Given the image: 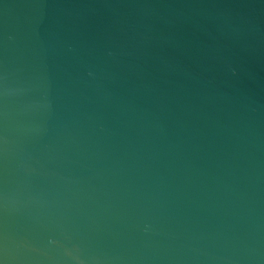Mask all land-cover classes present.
Returning a JSON list of instances; mask_svg holds the SVG:
<instances>
[{
    "label": "water",
    "instance_id": "water-1",
    "mask_svg": "<svg viewBox=\"0 0 264 264\" xmlns=\"http://www.w3.org/2000/svg\"><path fill=\"white\" fill-rule=\"evenodd\" d=\"M0 264H264V0H0Z\"/></svg>",
    "mask_w": 264,
    "mask_h": 264
}]
</instances>
